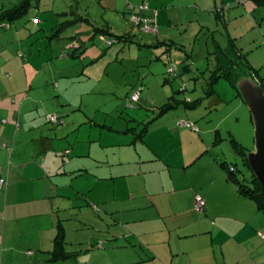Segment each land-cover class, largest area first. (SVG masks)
I'll return each instance as SVG.
<instances>
[{"label":"crops","instance_id":"obj_1","mask_svg":"<svg viewBox=\"0 0 264 264\" xmlns=\"http://www.w3.org/2000/svg\"><path fill=\"white\" fill-rule=\"evenodd\" d=\"M20 1L2 3L0 11L11 9ZM144 1L109 0L104 7L110 12H126V2L134 7ZM202 1L153 0L149 6L155 8L157 24L164 31L163 23L179 22L186 7L199 8ZM217 1L222 4L223 14L220 11L219 18L227 30L228 41L226 47L219 43L216 47L227 49L234 43L255 71L243 46L255 47L260 41L258 32L253 31L251 39L244 42L245 35L240 34L239 26L231 33L227 23L233 18L239 21L241 15L247 22L251 19L254 27L263 28L264 2L246 0L245 5L237 6L234 0ZM41 5L40 1L36 7ZM38 14L33 15L32 21L38 19L34 24L45 26L39 32H29L28 21L23 30L21 16L5 22L6 34L0 36V173L7 178V185L0 189V264H264V212L256 201L241 192L240 185L229 179L222 163L231 162L225 151L221 155L215 152L224 140L218 136L221 123L209 125L212 111L220 105H244L238 91L228 87L225 97L216 90L218 81L213 93L208 94L211 85L206 72L198 68L194 74L189 65L186 72L192 73L194 80L203 79L205 95L184 99L172 95L173 101L167 97L158 108L170 102L173 106L180 103L179 107L160 109L155 118L148 120L151 123L147 132L139 136L143 128L135 134V152L133 156L126 152V163L97 161L96 152L82 150L92 140L93 124L88 128L83 127L88 122L78 121V126L70 109L49 112L45 104L51 99L49 91L45 96L44 88L33 91L38 79L35 73L53 59L49 57L44 63L43 58L44 50L50 52L52 45L43 47L39 39H28L34 34H50L58 28L55 22L61 17ZM80 18L83 20L85 15ZM104 28L111 32L109 25ZM62 29L63 25L59 27ZM173 38L157 41V47L175 45ZM79 41L77 53L82 56L86 46L82 40L79 45ZM256 75L255 80L263 85L262 77ZM228 85L232 86L229 82ZM197 99L200 104L196 109L182 107L184 101ZM206 100L212 102L208 125L201 124L196 135L181 127L179 123L186 121L194 122L198 128L193 121L197 117L188 111L199 109ZM179 108L185 111L167 118L169 112ZM46 114H58L64 123L48 124ZM127 135L130 140L131 133ZM227 137L241 144L232 131ZM88 161L96 165V171L88 166ZM98 162L101 164L97 166ZM102 167L110 168L101 173L98 168ZM84 177L91 178L89 183L74 185V180ZM197 195L206 203L202 212L196 209ZM58 237L63 239L62 256L67 258L55 261Z\"/></svg>","mask_w":264,"mask_h":264},{"label":"rangeland","instance_id":"obj_2","mask_svg":"<svg viewBox=\"0 0 264 264\" xmlns=\"http://www.w3.org/2000/svg\"><path fill=\"white\" fill-rule=\"evenodd\" d=\"M9 1L0 0V7L2 3L8 4ZM40 1L42 5L39 9L36 7L39 2L33 1L29 12L24 16L23 30L26 28L27 21L29 32L33 29L39 32V28L45 27L42 23L40 25L33 23L32 17L35 13H39L38 17L51 14H60L61 17L55 22L58 28L51 30V35L41 36L39 34L40 37H37L34 34L28 39L33 41L39 39V44L43 47L48 44L52 45L50 52L44 50L43 58L44 63L49 57L53 59L49 65L48 63L44 64L38 74L35 73L34 77H38V79L33 91L37 92V87L44 88V96L49 91L51 99L45 103L49 112H61L62 109L69 111L70 109L78 126L82 122H88L83 124V127L90 128L93 124L92 140L84 144L82 150L96 152L94 153L95 157L97 161L101 162L117 163L122 160L126 163V152H131V156L135 152L133 145L135 134H140L142 129L151 123L148 120L156 117V113L160 110L158 106L167 97L169 101H173L170 99L172 95L179 99L203 97L205 95L202 87L203 79L194 80L192 73L186 72L185 68L190 65L189 68H192L194 74L199 68V71L206 72L207 79L211 78L212 74L209 69L214 71L220 67L216 59L219 48L216 46H219V43L222 48L226 47L228 41L227 30L222 18H219L222 4L220 5L217 0H203L198 5L199 8L194 5L186 7L183 19H180L179 22L168 20L163 23L166 25L164 31H162V26L160 31L157 24L155 8L149 6V2L153 3V0H148L149 2L146 0L134 7L128 6V2H126V12L121 10L110 12L104 7L109 3V0ZM244 2L246 0H234V4L237 6L245 5ZM144 4H147L148 8L141 11ZM122 10H125V7ZM85 12L88 15L84 14ZM82 14L85 15L83 20L80 18V15L83 16ZM135 15L144 20L153 19L155 21L153 31L142 30L140 24L133 21ZM251 15L254 16L252 13ZM239 19L237 22L233 21L234 18L228 20L227 26L231 33L239 26L240 34L245 35L244 42L251 39L254 35L253 31L258 32L259 43L251 48L248 45L243 46V51L257 70V72H253L262 77L260 78L263 79L264 85V27L261 28L258 25L254 27L251 19L247 22L246 17L241 15ZM64 21L68 22L63 23ZM253 21L257 22L254 19ZM62 25L61 31L59 27ZM108 25L111 32L117 35L131 33V40L126 43L110 45L111 38L103 33L92 37L95 28H103ZM2 29L0 36L6 34V27L3 26ZM78 33L82 35L78 36ZM170 36L174 37L175 45L178 48L175 45L169 46L167 43L157 47L159 42ZM79 39L86 46L82 56L77 53L79 52L77 50ZM141 43L146 45H140ZM75 54H78V57L73 58L76 56ZM228 87L234 90V87L228 85L225 80H219V83L216 84V90L224 96ZM139 89H142L139 100L130 105V97ZM211 103L210 100H206L199 109L188 111L197 117L193 120L198 123L197 129L182 126L181 122L179 125L194 131L195 135L199 134V126L201 127V124L208 125L207 118L209 117L208 111L212 107ZM184 111L181 108L171 111L167 114V118ZM42 112L41 108L40 113ZM204 112L206 113L204 114ZM228 115L229 117H227ZM44 117L48 123L47 114ZM78 121H81L80 124ZM62 123L64 120L60 118L57 124H48L61 125ZM216 123H221V127L218 129L221 135L218 136L224 140L219 147L215 148V152L221 155L225 151V157L233 164H237L240 176L243 175L244 180L242 181L249 187V184L254 181L252 173L244 166L241 158L233 153L230 147L231 141L227 137L229 131H232L247 152L255 151V127L249 109L245 103L244 105L239 103L220 105L218 110L212 111L209 125L212 126ZM129 125L130 127H128ZM85 131L84 128L83 132ZM130 133V140H128L126 136ZM91 145L93 148H90ZM137 145L140 146L141 143L138 142ZM98 163L97 166L101 164ZM88 166L96 171V165L93 162L90 161ZM109 168H98V171L107 173ZM124 170L126 171V169H122V171ZM90 180V177L77 179L74 180V185L81 187L83 184L89 183ZM77 202L78 200L74 201V203Z\"/></svg>","mask_w":264,"mask_h":264},{"label":"trees","instance_id":"obj_3","mask_svg":"<svg viewBox=\"0 0 264 264\" xmlns=\"http://www.w3.org/2000/svg\"><path fill=\"white\" fill-rule=\"evenodd\" d=\"M33 1H38L40 0H21L18 5L12 7L11 9L7 10H2L0 11V27L3 25L5 22H11L13 20H16L18 17H24L30 10V7L32 6ZM258 1H263L264 0H258ZM39 22V21H38ZM99 33H103L104 35H107L111 38V41H113V44L115 43H126L131 40V34L127 35H115L109 31L108 28H96V31H94V35L92 37L96 36ZM78 49V48H77ZM84 53V51H83ZM217 60L219 62V68L217 70H210L209 72L212 74L211 78H209V83H210V88L207 89V93H213V86L215 83H217L220 79H225L231 85L236 89L237 82L242 78L243 76L246 75H252L255 78V73L253 72L252 68L248 65L247 61L245 60L243 54H241L235 44L231 45L227 49H221L219 48L218 54H217ZM257 72V70H255ZM257 77V75H256ZM263 86V85H262ZM180 104V103H179ZM179 104L175 107H179ZM200 104V100H194V101H184L182 103V107L187 109V110H192L196 109ZM172 105V106H171ZM167 107L173 108V104L167 103L164 106H162L159 109H166ZM165 113V112H164ZM149 125V124H148ZM148 125L143 129V132L139 136H143L145 132L148 130ZM232 145L235 150V154L238 155L241 158L242 163L244 166H246L249 169L246 154L247 151L245 147H242L240 143H238L235 139H231ZM223 167L226 165V169L229 172V179L240 185V190L244 195H247L248 197L252 198L256 203L258 204V207L261 211L264 212V191L262 190L261 186L255 179L254 175L253 176V183L249 184V187L246 185V183L242 180V177L240 176V169L238 168L237 164H233L226 162L222 163ZM231 168H234V171H231ZM252 173V172H251ZM248 187V188H247ZM63 239L58 237V241L56 243V249L53 254V259L55 261L59 259H64L67 258L63 255Z\"/></svg>","mask_w":264,"mask_h":264},{"label":"water","instance_id":"obj_4","mask_svg":"<svg viewBox=\"0 0 264 264\" xmlns=\"http://www.w3.org/2000/svg\"><path fill=\"white\" fill-rule=\"evenodd\" d=\"M236 89L249 109L255 127V151L246 154L248 166L264 191V86L249 74L240 78Z\"/></svg>","mask_w":264,"mask_h":264},{"label":"built area","instance_id":"obj_5","mask_svg":"<svg viewBox=\"0 0 264 264\" xmlns=\"http://www.w3.org/2000/svg\"><path fill=\"white\" fill-rule=\"evenodd\" d=\"M148 8L147 4L142 5V9L141 11H144ZM133 21L136 22L137 24H140L141 29L148 32V31H153L154 29V23L155 21L151 18L149 19H141L139 16L135 15L133 17ZM34 23H38V19L34 20ZM109 44L112 45L113 41H109ZM141 91L142 89L137 90L129 99V104L133 105L134 103H136L141 95ZM47 121L48 123H52V124H57L60 121V118L58 117V115L55 114H50L47 116ZM181 125L188 127V128H195L193 124L188 123L186 121H181ZM231 171H234V168H231ZM7 185V178L6 175H4L3 173H0V189H3L5 186ZM206 206L205 201L203 200V198L201 196H196V209L199 212L204 211ZM264 238V237H263ZM101 247V246H100ZM30 254H32V252H30Z\"/></svg>","mask_w":264,"mask_h":264}]
</instances>
